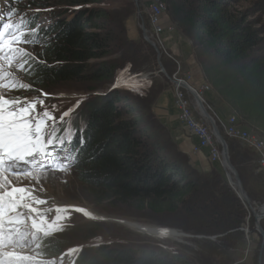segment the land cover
Masks as SVG:
<instances>
[{
    "label": "rangeland",
    "instance_id": "374dc122",
    "mask_svg": "<svg viewBox=\"0 0 264 264\" xmlns=\"http://www.w3.org/2000/svg\"><path fill=\"white\" fill-rule=\"evenodd\" d=\"M165 1L167 3V0ZM227 1L231 5V11H237L246 16L247 21L252 24L261 43L259 54L264 55V0ZM150 2L151 0L98 1L91 10L93 12L99 9L103 12L104 17L97 19V23L104 26L93 30L110 39L107 57L83 63L82 69L76 72L77 75L51 87L47 91L50 93L49 95L33 88L26 81L22 72L24 70L21 66L24 63L22 59L41 55V49L32 47L35 45L20 43L14 47L24 48L29 55L9 54L14 57L11 66L8 65L6 59L0 60V63L4 65L3 70L0 71V92H4L9 100L18 101L14 105L17 111L21 106L24 108L30 102L43 97L42 100L33 103L30 110L32 111V114H29L30 118L33 114L37 118L26 119L31 124L30 139L27 143L2 150L6 141L0 133V196L11 195L10 191L30 189L31 194H34V197H30V202L38 203L35 199L38 197L39 203L43 206H50L51 200L52 203L58 202L64 207L72 206L73 209L67 214L59 213L52 216L51 220L53 217V221L56 219L52 225L53 229L63 226L64 223L78 226L68 232L67 252L54 259L46 260L38 254L39 246L35 234L43 233L49 229L37 231L36 219H33L35 221L30 222L29 225L22 222V219L19 220L18 217L10 226L0 227V264H73L74 260L68 259L70 254L76 251H87L86 253H88V249L91 247L94 250L103 246L127 247L135 250L160 249L173 255L188 256L195 264H259L263 238L258 233L255 218L249 206L240 196L239 189L236 188L237 181L234 174L223 163L220 164L223 165L225 175L221 176L228 184L227 189L225 190L226 187H223V189H219V193L215 192L218 185L214 187L216 180L211 176L212 172H198V175L193 178L202 181L203 189L193 193L187 205L178 207L177 204L176 211L156 213L150 209L149 205L140 208L121 203L99 204L101 206L95 208L96 206L85 198V187L74 167L64 165L68 158L56 157L61 149L52 153L49 160L44 149L40 154L43 153L45 157L40 159V156L36 155L37 152L28 147L29 143L41 135V129L48 134L55 125L65 121V116L70 115L71 112L78 110L81 114L83 110L86 111L83 114L86 116L96 102L93 98L104 95L108 89L115 85L118 87L113 93V97L117 96L120 100L118 103V109L122 114V117L119 118L120 121L139 119L147 123L146 126L150 128L151 132L161 131L165 141H172L169 131L161 123L155 107L159 97L165 91L172 88L175 93L172 77L177 74L182 78L189 71L184 70L181 63V70L178 72L175 62L165 53L159 59L156 49L151 45L154 51L144 40L142 22H144L146 30L151 32L148 11ZM88 7L90 6L57 3L35 7L30 5V0H22L16 4L10 0H0V15L10 11V8H15L17 9L16 14L11 18L15 24L21 25L25 20L35 16L38 19V24L42 26L47 25L51 17L52 21H56L58 18L70 20L77 12H87ZM73 10L77 12H73ZM91 16L93 15H89L88 19L84 20H89ZM168 17L170 18V15L167 12L164 16V23L165 18L168 19ZM5 22H7V18L0 21V26ZM88 31L91 29L89 28ZM38 47L43 48V45ZM165 48L169 53L166 45ZM164 55L166 59L163 58ZM174 59L181 62L178 58ZM104 63L115 66V81L113 83L89 84L87 76L94 73ZM76 68L75 63L71 64L70 69ZM125 78L128 81L123 82ZM110 86L112 87L110 88ZM20 93L23 95H19ZM211 109L213 110V108ZM213 111L215 112V110ZM215 115L219 116L216 112ZM75 126L82 127L81 122L80 124L76 122ZM72 134L73 131L69 133L68 137L70 138ZM221 136L225 140L228 138L224 133H221ZM228 139L234 142L237 148H241L237 149L239 153H249L250 161L244 163L245 172L242 173L245 176L243 177L249 184L248 192L254 191L258 195L257 201H251L253 208H256L255 204L264 207V171L256 164L255 153H251L249 148L241 142ZM220 147L223 160L221 144ZM52 148L57 149L59 146H52ZM206 150H208L209 160L213 164H217L212 161L210 150ZM165 152L167 153V151ZM9 153L13 159L9 158ZM173 154L175 155V153ZM169 156H172L171 153ZM229 156L231 157V155ZM185 167L186 165H182V168ZM194 171L196 170L194 169ZM231 197L235 198L232 200ZM92 202L100 203V200H92ZM80 208L86 210L81 212ZM238 209H243L245 213L241 215V211ZM87 212L102 220L95 221L87 217ZM44 215L42 214V216ZM62 215L63 218L60 219L59 217ZM23 217L29 218V216ZM43 220L45 219L40 218L37 222ZM210 222H215L214 224L218 225L215 228L207 229L206 226ZM93 224H97L94 231L87 233L84 229L92 228ZM138 226L149 227L152 230L155 228L170 230L173 237L151 235L143 229L136 228ZM261 227L264 230V220L261 222Z\"/></svg>",
    "mask_w": 264,
    "mask_h": 264
},
{
    "label": "trees",
    "instance_id": "16d2710c",
    "mask_svg": "<svg viewBox=\"0 0 264 264\" xmlns=\"http://www.w3.org/2000/svg\"><path fill=\"white\" fill-rule=\"evenodd\" d=\"M21 1L11 0L13 4ZM98 1L30 0V5L35 7L50 3L90 6L87 12L73 10L77 14L70 20L52 21L51 17L47 26H38L35 16L24 22L25 40L41 49V55L22 59V72L33 88L49 95L47 91L51 87L77 75L83 63L107 57L110 39L93 30L104 26L97 23V19L104 17L103 12L91 10ZM167 3L170 19L190 39L193 55L213 90L246 127L264 137V55L259 54L260 39L247 17L231 11L227 0H167ZM89 15L93 16L84 20ZM40 45L43 48H39ZM163 58L166 59L165 55ZM73 63L76 69H70ZM115 69L114 65L104 63L87 76V82L113 83ZM115 90L94 97L96 102L86 116L83 115L86 111L82 110L77 119L82 126L77 134L82 146L74 169L85 187V198L95 208L116 203L140 208L149 205L156 213L176 211L177 204L178 207L187 205L192 194L204 187L200 179L193 178L198 171L185 162L172 141H165L160 130L151 132L146 122L136 118L120 121V100L113 97ZM226 142L231 163L237 168L248 198L257 201L258 195L248 192L242 173L245 168L237 166L234 154L241 148L228 138ZM238 155L242 163L249 161L248 152ZM211 176L216 180L214 187L218 185L215 192L219 193L223 187L227 189L228 184L218 172L213 171ZM98 199L100 203L92 202ZM238 210L241 215L245 213L243 209ZM214 223L207 224V229L218 225ZM96 226L93 224L92 228L84 230L90 233ZM77 227L66 224L54 233L37 237L38 254L50 260L67 252L68 232ZM86 252L76 251L68 259L74 260L73 264H195L188 256L160 249L103 246L94 250L91 247Z\"/></svg>",
    "mask_w": 264,
    "mask_h": 264
},
{
    "label": "built area",
    "instance_id": "2783aa9c",
    "mask_svg": "<svg viewBox=\"0 0 264 264\" xmlns=\"http://www.w3.org/2000/svg\"><path fill=\"white\" fill-rule=\"evenodd\" d=\"M148 11L151 32L147 31V35L150 41L161 52V56L165 53L175 62L179 72L181 70V62L175 60V57L166 51L163 40L165 32L175 31L174 27H168L164 23V16L168 12L166 1L151 0ZM191 79L192 74L190 72L186 73L182 78L178 77L177 74L172 77L175 92L174 107L177 111L178 120L189 134L197 140V144L193 147V154L209 149L212 161L214 163H223L220 143L211 123L204 117L200 109L199 98L209 113L211 114L212 112L211 116L220 132L230 139L241 142L254 152L258 166L264 171V138L258 133L245 128L237 115L230 116L226 120H222L215 115V112L204 98L205 94L211 91L212 88L207 84L195 88L190 84Z\"/></svg>",
    "mask_w": 264,
    "mask_h": 264
},
{
    "label": "crops",
    "instance_id": "0c3cea01",
    "mask_svg": "<svg viewBox=\"0 0 264 264\" xmlns=\"http://www.w3.org/2000/svg\"><path fill=\"white\" fill-rule=\"evenodd\" d=\"M165 25H171L175 29L174 32H165L163 36L165 45L169 53H171L175 58H178L181 61L183 69L189 71L192 74L190 84L195 88L205 84L211 87L204 75L202 67L199 65L193 55L192 43L190 39L182 34V32L177 28V26L169 17L168 19L165 18ZM204 98L209 106L213 108V110H215V112L220 116L222 120H226L230 116L236 115L234 111L222 101L220 96L213 90V88L211 89V91L205 94ZM155 108L157 110V115L161 120V123H163L169 131L170 137L176 147L177 152L183 158H185L189 166L196 169L200 173H210L216 171L220 175H225L222 164H213L209 160L208 150L205 149L198 154H193V147L197 144V140L189 134L187 129L178 120L177 111L174 107V93L172 88L165 91L159 97ZM239 120L245 128L249 129L243 124L240 118ZM238 153L239 152H236V154H234L235 159L238 161L237 166L240 169H243L244 163H247V161L242 163L241 157L240 155H238ZM254 158L257 164L256 156H254ZM235 169L237 171L236 167Z\"/></svg>",
    "mask_w": 264,
    "mask_h": 264
},
{
    "label": "snow or ice",
    "instance_id": "6c2138e0",
    "mask_svg": "<svg viewBox=\"0 0 264 264\" xmlns=\"http://www.w3.org/2000/svg\"><path fill=\"white\" fill-rule=\"evenodd\" d=\"M16 11L15 8H12L7 13L0 15V21L7 18V22L0 26V60L6 59L9 66H11L14 59L9 54L29 55L24 48L14 47V45L28 42L22 40L24 34L20 32V25L15 24L11 19ZM21 66L24 67L23 64ZM3 67L4 65L0 63V71L3 70ZM17 103L18 101L9 100L4 92H0V133H2L6 143L12 146L23 145L30 139L31 124L26 120V118L30 119V110L21 106L20 110L17 111L14 108Z\"/></svg>",
    "mask_w": 264,
    "mask_h": 264
},
{
    "label": "bare ground",
    "instance_id": "6f19581e",
    "mask_svg": "<svg viewBox=\"0 0 264 264\" xmlns=\"http://www.w3.org/2000/svg\"><path fill=\"white\" fill-rule=\"evenodd\" d=\"M126 79L127 78H125L123 80V82L128 81ZM115 87L117 88L118 86L115 85ZM111 89H108V91L111 90ZM79 116H80V114H79L78 110H75V111H73L72 116L70 118H68V119L65 118L67 123L69 125H71L72 128L75 131H81V127L78 128V126L77 127L75 126ZM62 126H63V129L69 128L65 124L64 121L62 122ZM69 129L72 130L71 128H69ZM74 135L76 136L75 133H74ZM31 192L32 191H30V189H27V188H25L23 190H18L16 192H14V191H10L9 192V194H11L10 196L11 197H15L16 200H17V203H18V206H17L16 210H14V212H12L10 214L13 220H16L19 217V220L22 219V222H26V223H28L30 225L29 219H36L37 221L40 220V218L45 219L47 221L39 222V223H37L35 225L37 229L42 230L43 228H47V227L52 226L56 222V219L53 221L54 217L51 220V218H52V216L54 214H59V213L67 214L68 212L71 211V209H73V208H71L72 207L71 205H69L68 207H64L62 204H59L58 202L52 203L51 202L52 200L50 201V206H43L41 203H39L40 199L38 197L35 198L38 203H35L34 201H32L33 199L31 200L32 202H30V200H29L30 197H34V194H31ZM45 199H47V198L45 197ZM24 205L26 207L24 209L21 208ZM31 208L33 209L32 212H38L40 214L36 215L34 213L27 212V210H30ZM80 210H81V212H83V210H86V209L80 208ZM19 212H21V214L23 216H29V218H24ZM46 213H48V214H46ZM261 213H262V215H264V208L262 209ZM42 214H45V215L42 216ZM87 215H90V218H93L94 220H99V218H100V217L92 215L89 212H87ZM59 218L62 219L63 215L61 217H59ZM10 224L11 223L9 222L8 224H6L4 226L8 227ZM136 228L143 229V231H145L146 233L151 234V235H156V236L158 235V236H162V237H165V238L173 237V234L171 233V231L170 230H166V229L155 228V229L152 230L149 227H142V226H138Z\"/></svg>",
    "mask_w": 264,
    "mask_h": 264
},
{
    "label": "water",
    "instance_id": "95a60500",
    "mask_svg": "<svg viewBox=\"0 0 264 264\" xmlns=\"http://www.w3.org/2000/svg\"><path fill=\"white\" fill-rule=\"evenodd\" d=\"M143 23V38L144 40L152 45L157 53H158V57L160 59L161 57V52L152 44V42L150 41L148 35H147V30L145 28L144 22ZM163 68V67H161ZM116 87H113L110 91L114 90ZM199 101V105H200V109L204 115V117L211 123L213 131L218 139V141L220 142L222 148H223V164L225 167H227L235 176V179L237 181L236 188L239 189V193L240 196L242 197V199L245 201V203L249 206L250 211L252 212L254 218H255V223L257 225V230L258 233L260 234V236L263 238V245L262 248L260 250V259H259V264H263L264 261V230L261 227V222L264 220V215H262L261 211L264 208L263 206H261L260 204H255L256 208H253V204H251L250 199L247 196V193L242 185V182L240 180V177L235 169V167L232 165L231 161H230V156H229V149H228V145L226 140L221 136V132L218 129V127L215 125L214 121H213V117L211 116V114L209 113V111L207 110V108L203 105L202 101L198 98ZM90 217V215H87ZM93 219V218H92ZM94 220V219H93ZM99 220H102L101 218H99ZM98 220V221H99Z\"/></svg>",
    "mask_w": 264,
    "mask_h": 264
},
{
    "label": "clouds",
    "instance_id": "9594fccd",
    "mask_svg": "<svg viewBox=\"0 0 264 264\" xmlns=\"http://www.w3.org/2000/svg\"><path fill=\"white\" fill-rule=\"evenodd\" d=\"M40 256V255H39ZM41 257V256H40ZM54 259V258H53Z\"/></svg>",
    "mask_w": 264,
    "mask_h": 264
}]
</instances>
